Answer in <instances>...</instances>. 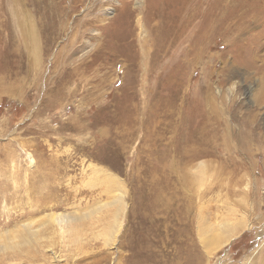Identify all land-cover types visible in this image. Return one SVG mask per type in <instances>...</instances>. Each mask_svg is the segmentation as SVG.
<instances>
[{"label":"rangeland","instance_id":"obj_1","mask_svg":"<svg viewBox=\"0 0 264 264\" xmlns=\"http://www.w3.org/2000/svg\"><path fill=\"white\" fill-rule=\"evenodd\" d=\"M52 263L264 264V0H0V264Z\"/></svg>","mask_w":264,"mask_h":264},{"label":"bare ground","instance_id":"obj_2","mask_svg":"<svg viewBox=\"0 0 264 264\" xmlns=\"http://www.w3.org/2000/svg\"><path fill=\"white\" fill-rule=\"evenodd\" d=\"M111 180V179H110ZM112 184H114L113 182H112ZM125 208V207H124ZM124 208H120L121 210H122V213H123V211H124ZM51 216V221H53V222H56L58 225H60V226H65V225H71V224H74V223H76V222H79L80 221V216L78 217V216H76V214H62V213H60V214H57L56 216L55 215H50ZM24 225V224H23ZM63 227H61V229L63 230ZM23 231H24V237H28V238H32L33 239V236L35 235V233H36V230L35 229H33L31 226H28V228H27V226H25L24 225V227H23ZM60 231V230H59ZM66 232V231H65ZM62 233H64V232H62ZM35 237V236H34ZM211 243H214V242H211ZM55 255V254H54ZM55 257V256H54ZM32 258V257H31ZM56 258V257H55ZM54 258V259H55ZM53 264V263H52Z\"/></svg>","mask_w":264,"mask_h":264},{"label":"clouds","instance_id":"obj_3","mask_svg":"<svg viewBox=\"0 0 264 264\" xmlns=\"http://www.w3.org/2000/svg\"><path fill=\"white\" fill-rule=\"evenodd\" d=\"M227 94L230 100L234 99L236 101H239L241 99V95L238 92V85L235 83L228 88Z\"/></svg>","mask_w":264,"mask_h":264}]
</instances>
